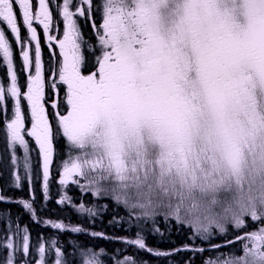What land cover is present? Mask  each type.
Masks as SVG:
<instances>
[{
	"label": "snow or ice",
	"instance_id": "snow-or-ice-1",
	"mask_svg": "<svg viewBox=\"0 0 264 264\" xmlns=\"http://www.w3.org/2000/svg\"><path fill=\"white\" fill-rule=\"evenodd\" d=\"M57 9L60 36L49 0H0V56L9 80L7 86L0 81V114L9 113L6 122L0 120V131L11 149V165L18 164L19 147L23 176L31 185L28 138L34 140L47 199L53 141L60 136L75 153L63 161L60 185H74L91 196H113L131 209L130 218H153L154 224L163 210L166 221L193 230L190 240L209 241L228 233V225L241 230L248 217L261 226L235 241L225 240L227 245L239 242V254L233 249L204 264H264V0H62ZM81 18L91 21L94 44L85 39ZM37 25L52 50L47 68ZM9 35L20 46L26 90L18 83ZM86 50L93 57L87 73ZM46 87L57 94L63 89L64 109L51 102L55 129ZM9 97L10 107L5 105ZM11 176L15 187H21L22 175ZM5 199L0 194V202ZM34 201L32 194L18 203L36 218ZM66 201L72 203L67 194L57 203ZM78 211L97 214L84 203ZM45 223L61 231L68 227ZM141 232L126 244L153 253ZM15 235L22 243L7 235V229L0 237L6 264H17V252L32 257L20 264H46L45 243H39L34 258L27 227L22 236L19 229ZM56 244L53 239L50 264H67L66 251ZM189 248L185 244L173 251ZM191 251L200 254L205 248ZM87 255L91 258L83 264H100L95 252ZM117 264L136 261L126 256Z\"/></svg>",
	"mask_w": 264,
	"mask_h": 264
},
{
	"label": "rangeland",
	"instance_id": "rangeland-1",
	"mask_svg": "<svg viewBox=\"0 0 264 264\" xmlns=\"http://www.w3.org/2000/svg\"><path fill=\"white\" fill-rule=\"evenodd\" d=\"M30 140L31 138H29V142ZM33 148H35L38 151V147L30 145V154ZM19 150H20V154H17V156L20 158L18 161V164L16 166H12L11 161H10L11 153L8 155H5L6 158L7 157L9 158V160H4V157H3L5 153L4 146L0 149V153H1L0 194L6 197L5 199L7 200L6 204L10 206V208L6 209L7 207L4 206L2 208L0 204V209L4 210V212H2V216L0 215V237H3L5 235V229H7V235L12 236L14 241H16L17 243H22L19 237L15 235V232L17 229H19L20 235L22 236L23 229L27 227L28 234L30 237L29 239L30 252L34 255V258H38V253L36 252V249L38 248L39 243L41 242L45 243L46 245V254H45L46 264H50V258H54V247H52L51 245V241L53 239L57 241L56 246L61 247L63 251H66V256L64 257V259L67 261V264H83L84 259L91 258L90 256L87 255V253L90 251L95 252L96 258L99 260L100 264H117L118 260H124L126 256H133V257L135 256V252L132 249H128L129 254L112 255L109 252H107L104 248H100L98 250H94L96 248L92 246H88V248H83L86 246L84 243H82L83 240L99 241L98 237L97 238L91 237L88 234V232H101V231H98L97 229L94 231L92 228H88L87 225L79 224L80 222H78V220L76 219L75 214L81 215L82 217H85L88 220L93 219V216H90L87 212L78 211V205L80 203H84L86 208L95 209L97 214L94 217L97 218L98 220L102 217L101 215L104 213L102 206H100V203L103 201L107 200L110 202V200H113L116 204L121 205L125 210L123 211V214L124 212H131V209H129L122 203H118L114 199L113 196H98V197L91 196L87 192L80 191V189L74 185H68V186L60 185L59 178H60V173L62 171L63 161L65 159H68L70 155L75 154L73 151H71V147L70 148L68 146L59 147L57 149L58 151H56L58 155H63V157H61V161H58V160L56 161L57 157H55V159H53V164L50 166L49 189H48L47 199L44 198V194H43L42 162L40 161V157L34 158L33 179H32L31 185H29L28 181L23 176V167H22V157L23 156H20L22 150L20 148ZM11 172H18L22 175L21 187L19 188L15 187L14 177L11 176ZM74 189H76L77 192ZM67 190L70 191L71 193H68ZM13 192H19L20 194L18 196L20 197L16 198ZM33 192H36V194H34L35 199H37V197L41 198L43 201V205L45 207V208L40 207L36 209V218H33L31 215V212L29 210H26L22 204L18 203V201L21 199H28L30 195L33 194ZM65 194H67L69 197L72 198V203H68L67 201L64 204L57 203L60 197ZM82 194H85L86 197H83ZM82 199H85V200H82ZM2 203L4 202L2 201ZM103 204L106 205L105 202H103ZM48 205H50V207L55 206V205H59L60 207H62L63 208L62 219L61 218L53 219L52 217H48V213L46 210L49 207ZM73 205H76V206L74 207ZM19 215L22 218L24 216L23 222L19 221ZM127 217L129 220H132L133 222H135V224H137V221H139L140 225L143 223H148V229L151 231H153L154 227L156 228L152 219L145 221L143 219L144 217L136 218L135 216H131L130 218V214H128ZM163 217H164L163 210H159L158 215H156L155 218L164 219ZM245 219L247 222V226L241 230H235L232 228L231 225H228V233H225L223 235L215 234L210 237L209 241H202L200 238L197 237L194 242H198L202 244L204 242H213L214 240L225 241V240L232 239L233 241H235L236 236L242 235L243 232L245 231L255 230L256 228L261 226L259 222H252L250 218L248 217H246ZM45 221L63 222L68 227L65 230L61 231L59 229L52 228L51 225L46 224ZM164 224L169 225V223H167L166 220ZM72 227H80L83 229H87V231L86 232H73L71 231ZM175 227H176L175 231H177L179 235H183V237H186L188 238V240H190L189 236L192 234L193 230L189 226L185 225L183 227H179L175 224ZM213 231L215 232V230ZM3 242L4 241L0 240V243H3ZM99 243H101V241H99ZM106 244L107 243L105 242L101 243V245H106ZM112 245H115V243L108 244L109 247H111ZM101 249H103L104 251L101 252L100 251ZM233 249H236L237 254H239L240 243L235 242L232 245H227L226 243H223V251L220 249L213 248V247L209 249L212 251H207V249H205L203 253L195 254V255H198L197 257L199 258V260L195 261L192 264H204V261H214L217 259V257L221 253H223L226 256ZM153 253L148 254V256H145L144 254H142L143 256L141 257L135 256L134 259L136 261V264H165L166 260L175 261V257L176 258L178 257L176 253H175V256L171 254L167 257L156 256ZM15 255L17 257V264H20L21 260H27V259L32 258V257H23L20 252L15 253ZM6 260H7V252L4 249L0 248V264H6ZM178 264H186V263L181 261Z\"/></svg>",
	"mask_w": 264,
	"mask_h": 264
},
{
	"label": "flooded vegetation",
	"instance_id": "flooded-vegetation-1",
	"mask_svg": "<svg viewBox=\"0 0 264 264\" xmlns=\"http://www.w3.org/2000/svg\"><path fill=\"white\" fill-rule=\"evenodd\" d=\"M101 2V0H94L95 4H99ZM62 3V0H49V5L50 8L53 11V16L54 19L59 21V27H60V31L58 33H56L58 36L62 35V20L59 17L58 14V9H57V5ZM34 8H35V4H34ZM96 20L99 21V16L96 15L94 17ZM80 26L82 28V32L84 34V37L86 40L91 39V42L94 44L95 40H94V36H93V30L91 28V21L81 18L79 20ZM0 27H4L2 24H0ZM6 34H7V29L5 28ZM37 31H38V35L40 37V44H41V49H42V60L45 63V67L47 68L50 56H51V51L48 46H47V41L44 38L43 35V30L40 26L37 25ZM21 37L22 39L27 38V32L24 30L23 26L21 25ZM12 49H13V63L15 66V69L17 71V76H18V83L21 85L22 90H26V76H27V72L23 69V63H22V58L20 57V46L18 44H16L15 40L13 37H11V35L8 36ZM58 52V49L56 50ZM32 55L34 57V42L32 44ZM86 55V60L88 61V67L84 69L85 73H87V71H89L91 69L92 66V62H93V57L91 55V53L89 51L86 50L85 52ZM7 65L5 63H3V58L2 56H0V81H2L5 86H7V84L9 83V80L7 79ZM48 73H45L46 76V81L48 78ZM52 101H56L60 107L61 110L64 109L65 105H64V94H63V89H61L59 91V94H57L56 92H54L53 90H51L50 88L46 87V107L48 108V112L50 115V119H52L53 116V112L54 110L51 107V102ZM12 101L11 98H7L5 101V105L10 107ZM22 110L25 112L26 116L28 115V110L26 107V102L22 101ZM9 117V113L7 111L3 112L2 114H0V120H4L6 122V118ZM52 123L55 129V120L52 119ZM26 126H30L27 124L26 122ZM0 127H2V125H0ZM29 139V138H28ZM54 144V149H56L54 151V155H53V159H55V157H57L56 161H61V157H63V155H58V153L56 151H58L57 149L59 147H64L67 146V141L66 139L56 136L54 138L53 141ZM30 145L36 146L34 140H30ZM4 146L5 149V153H4V160H9V158L5 155H8L11 153V149H6V144H5V139H4V132L0 131V149ZM69 146V145H68ZM37 147V146H36ZM22 150V149H21ZM17 154H20V150L19 147H17L16 149ZM32 158L35 157L36 155L39 156V152L33 148L32 150ZM23 156V150L21 152V155ZM0 158H1V153H0ZM76 192L77 190L74 189ZM68 191V190H67ZM68 193H71L70 191H68ZM13 194L16 196V198H19L20 196H18L20 193L19 192H13ZM33 194H36V192H33ZM31 196V195H30ZM84 200V199H82ZM110 200V199H108ZM103 202L106 203V205L103 204ZM100 203V206H102V209L104 211V213L101 215L102 217L98 220L97 218H95L93 216V219L89 220L87 224L88 228H92L94 231L97 229L98 231H101L102 233L105 234L104 237H99L96 236L95 238H99L98 240L102 242H105L107 244L110 243H115L118 244V249H113L110 248L109 246H105L103 245L102 248L106 249L109 253H114V252H119V253H128L129 250L128 249H132L135 253L137 254H144V255H148L150 254L149 252H147L146 250H140L138 249L136 246L133 245H128L126 244V240L127 239H135L136 238V233L137 232H141V229L137 226V224H135V222H133L132 220L128 221L127 216L128 213L123 211L124 208L121 205L116 204L115 202H112V200L109 201H103ZM2 208L5 206H8V204L6 203H0ZM90 204V203H89ZM49 207L46 210H52V208H55V206L50 207V205H48ZM45 208L43 205V201L41 198L35 199V201L33 202V208L34 209H38V208ZM57 207L59 208V206L57 205ZM42 210V209H41ZM2 212H4V210L0 209V215L2 216ZM130 214V213H129ZM11 216V215H10ZM125 216V218H124ZM136 218H141L138 217L136 215H133ZM109 220V221H108ZM20 222H23L24 219H19ZM113 221H115V223H113ZM100 222V223H99ZM164 220L163 219H157L155 226L156 228H159V232H155V231H151V230H143L141 232V235L144 237L145 239V243L147 245V247L152 248L153 252L154 249L157 248H162L157 246L156 244V240L158 237V234L160 235V238H162V236L164 235H168V234H173L175 227L172 221H167V223H169V225H165L164 224ZM29 224V223H27ZM80 225H83L82 223H79ZM147 224V223H145ZM144 223L140 225V227L145 225ZM34 225V224H32ZM92 232H88V234L91 237H94L91 235ZM105 237H108V239H106ZM117 237H124L125 239H116ZM97 240H94L92 242L96 243L99 242ZM161 240H159L160 242ZM163 241H161L162 243ZM160 251V250H159ZM173 252L172 250L169 251L168 253Z\"/></svg>",
	"mask_w": 264,
	"mask_h": 264
},
{
	"label": "trees",
	"instance_id": "trees-1",
	"mask_svg": "<svg viewBox=\"0 0 264 264\" xmlns=\"http://www.w3.org/2000/svg\"><path fill=\"white\" fill-rule=\"evenodd\" d=\"M5 207H7L6 209L10 208V206L9 207L5 206ZM67 212H69V211H67ZM51 213L55 214V216H54L55 218L58 217V218L62 219V217H63V208L62 207L58 208L57 205H55V208H52ZM75 217H76V219L81 218V222L82 223H84L86 221H89L85 217H82V216L77 217L76 214H75ZM23 218H24V216H23ZM19 219H22V217L20 215H19ZM113 223H115V221H113ZM174 227H175V225H174ZM159 240H161L163 242L161 243V241L159 242ZM221 242L222 241H218V242H215V243L218 244V243H221ZM223 242H225V241H223ZM82 243H85L86 245H94L95 246L94 243L91 244V242L87 241V240H83ZM215 243H213V244H215ZM156 244H157V246L162 247V248H159L160 252H169V251H171V250L173 251L174 249H177V248H183V246L185 244L190 245V249H191V247H204L206 242L200 244L198 242H194V240H192V241L188 240V238L183 237V235H179L178 232L174 230L173 234L164 235V236H162V238H160V235L158 234V237H157V240H156ZM196 245H199V246H196ZM221 250L223 251V248H221ZM190 251H189V249H185V250H183V251H181L179 253H176V252L173 251L170 254H173L175 256V253H176L178 255V257L177 258L175 257V261L166 260V262H171V264H176V263L178 264L181 261L186 263V261H188L189 259L192 260V263H194L195 261H198L199 260V258L197 257L198 255H195V254L192 253V251L191 252ZM205 253H207V252H205Z\"/></svg>",
	"mask_w": 264,
	"mask_h": 264
}]
</instances>
